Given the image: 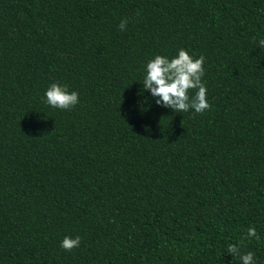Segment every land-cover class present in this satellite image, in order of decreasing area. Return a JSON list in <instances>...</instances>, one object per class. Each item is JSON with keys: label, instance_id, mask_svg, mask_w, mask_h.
<instances>
[{"label": "trees", "instance_id": "trees-1", "mask_svg": "<svg viewBox=\"0 0 264 264\" xmlns=\"http://www.w3.org/2000/svg\"><path fill=\"white\" fill-rule=\"evenodd\" d=\"M261 39L264 0H0V264H242L252 227L264 264ZM181 48L203 114L143 91ZM52 83L79 103L47 105Z\"/></svg>", "mask_w": 264, "mask_h": 264}, {"label": "clouds", "instance_id": "clouds-1", "mask_svg": "<svg viewBox=\"0 0 264 264\" xmlns=\"http://www.w3.org/2000/svg\"><path fill=\"white\" fill-rule=\"evenodd\" d=\"M127 20L121 21L119 27L121 31L126 29ZM255 39V38H254ZM258 47L264 49V39L259 40ZM205 57L193 58L188 51L181 48L178 55L169 59L166 56L156 55L154 59L148 61L143 79V91L149 92L157 106L171 109L173 112H188L190 109L195 113L203 114L211 108L207 99V87L202 81L205 75ZM194 91V95H189ZM45 103L52 108L69 110L79 103V93L69 92L66 85L52 83L44 93ZM260 237L254 227L249 228L247 234L242 236L239 244H229L227 252L232 257L239 256L242 264H255V254L248 251L241 254V246H245L244 241ZM81 237L75 238L65 236L60 247L70 252L79 248Z\"/></svg>", "mask_w": 264, "mask_h": 264}]
</instances>
